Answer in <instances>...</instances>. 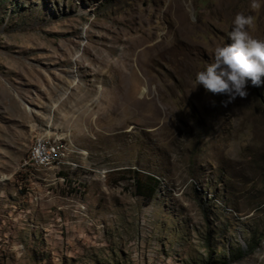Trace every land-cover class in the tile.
Listing matches in <instances>:
<instances>
[{
    "label": "rangeland",
    "instance_id": "rangeland-1",
    "mask_svg": "<svg viewBox=\"0 0 264 264\" xmlns=\"http://www.w3.org/2000/svg\"><path fill=\"white\" fill-rule=\"evenodd\" d=\"M237 15L264 40V0H0V264H264V84L194 79Z\"/></svg>",
    "mask_w": 264,
    "mask_h": 264
},
{
    "label": "clouds",
    "instance_id": "clouds-1",
    "mask_svg": "<svg viewBox=\"0 0 264 264\" xmlns=\"http://www.w3.org/2000/svg\"><path fill=\"white\" fill-rule=\"evenodd\" d=\"M186 9L194 20L191 6ZM249 21L237 15L229 32L230 43L214 50L213 60L195 74V82L206 92L222 94L231 103L236 97L247 95L246 84H264V40L248 34L245 25Z\"/></svg>",
    "mask_w": 264,
    "mask_h": 264
},
{
    "label": "bare ground",
    "instance_id": "bare-ground-1",
    "mask_svg": "<svg viewBox=\"0 0 264 264\" xmlns=\"http://www.w3.org/2000/svg\"><path fill=\"white\" fill-rule=\"evenodd\" d=\"M26 107L28 110L33 109L28 103H26ZM38 144L40 145L41 154H48L44 155L42 161H38ZM71 151V145L64 140L63 136L56 133H40L35 138L27 155L22 159L21 167H23L24 172L41 170V168L48 169L64 163Z\"/></svg>",
    "mask_w": 264,
    "mask_h": 264
},
{
    "label": "trees",
    "instance_id": "trees-1",
    "mask_svg": "<svg viewBox=\"0 0 264 264\" xmlns=\"http://www.w3.org/2000/svg\"><path fill=\"white\" fill-rule=\"evenodd\" d=\"M147 181V182H146ZM157 178H155L154 176L148 175L147 179H145V184L143 182H141V180L139 178H136L135 180V185L137 188V193L139 195L145 196L147 198V200H151L154 193L156 192L157 189V184H156ZM252 248H256V245H252ZM247 252L243 249L239 250V253L237 255H235L236 259H240L244 256V254H246ZM231 263V257L227 258V257H223L220 260V264H230Z\"/></svg>",
    "mask_w": 264,
    "mask_h": 264
},
{
    "label": "built area",
    "instance_id": "built-area-1",
    "mask_svg": "<svg viewBox=\"0 0 264 264\" xmlns=\"http://www.w3.org/2000/svg\"><path fill=\"white\" fill-rule=\"evenodd\" d=\"M39 146V153H38V161H42L44 159V155H48V154H41V149H40V145Z\"/></svg>",
    "mask_w": 264,
    "mask_h": 264
},
{
    "label": "crops",
    "instance_id": "crops-1",
    "mask_svg": "<svg viewBox=\"0 0 264 264\" xmlns=\"http://www.w3.org/2000/svg\"><path fill=\"white\" fill-rule=\"evenodd\" d=\"M49 122L51 123L52 122V120H50L49 119ZM49 129H50V124H49V126H47ZM47 131H51V130H47ZM52 132V131H51ZM54 133V132H53ZM57 134V133H56ZM62 136V135H61Z\"/></svg>",
    "mask_w": 264,
    "mask_h": 264
}]
</instances>
